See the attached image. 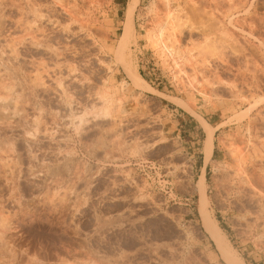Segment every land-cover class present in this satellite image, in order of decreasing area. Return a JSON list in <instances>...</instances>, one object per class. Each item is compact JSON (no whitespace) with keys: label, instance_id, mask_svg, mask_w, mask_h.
<instances>
[{"label":"rangeland","instance_id":"374dc122","mask_svg":"<svg viewBox=\"0 0 264 264\" xmlns=\"http://www.w3.org/2000/svg\"><path fill=\"white\" fill-rule=\"evenodd\" d=\"M0 52V264H264V0H0Z\"/></svg>","mask_w":264,"mask_h":264},{"label":"bare ground","instance_id":"6f19581e","mask_svg":"<svg viewBox=\"0 0 264 264\" xmlns=\"http://www.w3.org/2000/svg\"><path fill=\"white\" fill-rule=\"evenodd\" d=\"M137 1V0H136ZM127 32V29H126ZM122 44L125 43V38L122 37L121 38ZM12 42V41H11ZM162 49L168 51V53L170 54V56L172 54H176L177 52L174 50V52L172 51V49L167 48L164 44L160 45ZM169 49V50H168ZM13 51V50H12ZM11 52V51H10ZM14 52V51H13ZM164 52V51H162ZM176 52V53H175ZM1 56L3 55V52H0ZM13 54V53H12ZM15 54V53H14ZM178 54V53H177ZM176 56V55H175ZM179 56V55H178ZM168 57V56H167ZM180 59V58H178ZM177 60V59H176ZM175 61V60H174ZM180 62V60H179ZM173 65V64H172ZM177 67V64L175 63L174 67ZM180 66V65H179ZM173 67V68H174ZM179 68V67H178ZM129 76L132 80L133 86H135V88H137L138 90H146L152 93H155V91H152L151 88H149V86L144 82V80L135 72H128ZM12 86V85H11ZM4 88V87H3ZM10 88V87H9ZM8 89V88H7ZM105 97V96H104ZM1 101V100H0ZM3 101V100H2ZM110 102V101H109ZM14 106V105H13ZM6 109V108H5ZM12 110V115L13 112H17V110L15 109V107ZM5 111V110H4ZM104 112H106V109H104ZM11 115V114H10ZM106 115V114H105ZM82 118H80L81 120ZM79 120V118H78ZM79 120V121H80ZM203 122V121H202ZM203 127L206 131V139L204 141V150H205V157L206 160L208 161L211 154H212V147H213V143H212V136L213 133L216 129L210 127L209 125L205 124L203 122ZM256 179L254 178V175H252V173L250 174H246V177L242 179V183L251 187L252 189H255L259 192V195L261 196V198H264V193L260 192L259 189H257L256 187L258 186L257 182L255 181ZM263 180V179H262ZM204 175H201L199 178V181L197 183V187H196V191L199 194V204H198V212L201 218V224H202V229L204 230V232L208 235V237L211 239V241L214 243L215 247L217 248V250L220 252V254L222 255V257L224 259L228 260V253H227V249H229V245L227 244V240L225 239V237L223 236L221 230L217 227V225L210 219L209 216V212L207 210V206H208V199L207 196L205 194V185H204ZM238 182H240V179L238 180ZM256 182V183H255ZM241 183V184H242ZM240 184V183H237ZM242 184V185H243ZM256 184V185H255ZM256 186V187H255ZM3 220V219H2Z\"/></svg>","mask_w":264,"mask_h":264},{"label":"crops","instance_id":"0c3cea01","mask_svg":"<svg viewBox=\"0 0 264 264\" xmlns=\"http://www.w3.org/2000/svg\"><path fill=\"white\" fill-rule=\"evenodd\" d=\"M147 84V83H146ZM148 85V84H147ZM149 86V85H148ZM149 88H151L149 86ZM152 91H155L154 89L151 88ZM156 93L155 94H159L158 91H155ZM178 100V99H176ZM180 101V100H178ZM181 108V107H180ZM178 110H181V109H174V110H169L170 112L174 113L175 112V115L173 116H176L177 113L179 112ZM183 115V113L181 114ZM189 117H185L187 118V121L182 118V119H179V122L180 124L183 123V125H180L179 126V129H184L187 128L188 131L190 132V135H191V138H194V137H197L199 134H202V137H204V140L206 139V133L204 131V128H203V125H202V121L204 123H206L207 125H209L210 127L216 129V126L214 127V125L212 124L211 125V122H209V118H204V117H201L200 121L196 120L195 118L191 117L190 115H188ZM180 117V116H178ZM184 117V116H183ZM188 118H192V120L190 121ZM216 131V130H215ZM180 131H178L179 133ZM185 132V131H183ZM214 139H215V132L213 133V136H212V143L214 142ZM203 140V142H204ZM193 145V143H191ZM214 146V144H213ZM213 150H214V147H213ZM198 154H200V152H198ZM213 154V153H212ZM212 157V156H211ZM199 171H200V175L202 174V172H204V176H205V171H206V168H207V163H205L204 161V157L203 159L199 158ZM211 159V158H210ZM199 175V176H200Z\"/></svg>","mask_w":264,"mask_h":264}]
</instances>
